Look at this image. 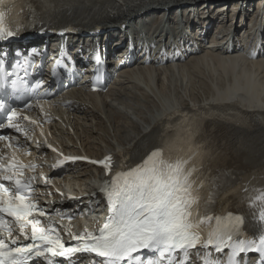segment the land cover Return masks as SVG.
<instances>
[{
	"label": "bare ground",
	"instance_id": "bare-ground-1",
	"mask_svg": "<svg viewBox=\"0 0 264 264\" xmlns=\"http://www.w3.org/2000/svg\"><path fill=\"white\" fill-rule=\"evenodd\" d=\"M185 1L43 0V3L55 8V13L48 16L51 21L60 25L77 22L84 30L112 21L122 24L138 12ZM240 1L245 2L243 13H248L254 0ZM236 3L237 0H223L221 6H228L226 10H229ZM201 65L212 78L207 91L202 88L199 100L198 96L192 97L189 78L202 72ZM174 83L181 84V100L172 98V90L167 87ZM204 83L196 85L204 86ZM196 106L205 111L194 114L198 110L194 109ZM183 108L191 113L173 114ZM32 115L38 120L49 118L51 122H44L41 130L27 122L31 132L18 138L28 141L36 133L56 147L47 154L41 147L37 153L40 162L48 160L54 152L68 150L98 158L108 153L115 157L129 155L137 161L160 146L166 135L174 136L179 130L186 137L182 129L190 126L194 141L207 147L203 151L208 156L204 160L206 167L200 172L208 175L209 185L243 181L240 200L244 205L250 203L254 190L264 188V56L253 58L237 49L206 48L201 43L189 60L168 65L136 63L124 68L121 78L108 91L93 93L80 85L56 97L49 105L35 107ZM66 168L65 175L57 180L58 187H81L98 195L99 183L105 178L101 168L85 163ZM37 188L49 189L44 183ZM256 213L258 209L253 208L246 217L251 232L260 229Z\"/></svg>",
	"mask_w": 264,
	"mask_h": 264
},
{
	"label": "snow or ice",
	"instance_id": "snow-or-ice-1",
	"mask_svg": "<svg viewBox=\"0 0 264 264\" xmlns=\"http://www.w3.org/2000/svg\"><path fill=\"white\" fill-rule=\"evenodd\" d=\"M4 4L5 0H0V39L15 34L5 22ZM16 115L13 110L8 117L12 127H16L11 123ZM182 130L186 137L179 130L174 136L166 135L160 146L133 166L122 163L120 169L113 171L111 157L100 162L110 176L102 189L109 214L96 233L85 230L75 236V247H65L54 229L38 227L40 221L32 218L34 211L41 216L45 213L31 199V182L19 178L25 166L15 159L6 169L0 163V232L6 237L12 235L6 215L20 225L22 234L30 225L32 241L20 246L17 239L9 244L0 238V264H29L33 255L65 256L76 252L102 258L94 264H163L166 256L168 264H174L173 254L177 250H182L186 257L188 250L197 245H212L217 251L229 247L233 256L238 251L253 249L264 254V188L254 190L249 198L250 207L258 209L254 214L260 222L258 238L234 240L245 235L244 217L223 208L216 214L218 193L214 185H205L198 167L203 146L194 141L190 126ZM3 139L7 138L0 137ZM5 182L12 183L14 188L10 189ZM25 239L29 237L25 235ZM144 252L158 256L145 260ZM205 264L216 262L208 258ZM229 264H235L232 257Z\"/></svg>",
	"mask_w": 264,
	"mask_h": 264
},
{
	"label": "rangeland",
	"instance_id": "rangeland-1",
	"mask_svg": "<svg viewBox=\"0 0 264 264\" xmlns=\"http://www.w3.org/2000/svg\"><path fill=\"white\" fill-rule=\"evenodd\" d=\"M202 68H204L202 70V72L198 73V76H194V77H191L189 78V89L192 90V97H197L198 96V99L200 100L202 98V90L206 89V86L207 84H210L211 83V76H209V72H208V69L204 66V65H201ZM207 75V76H206ZM175 78H178V79H181L182 77H175ZM193 78V79H192ZM198 78V79H197ZM192 81H191V80ZM197 81V82H196ZM202 83V82H205L204 83V86L201 85V86H197L196 84H199V82ZM193 82V83H192ZM178 84V85H177ZM181 84L180 83H174V84H171L170 86L167 85L168 89L170 88L172 91L170 92L172 98H177L178 100H181L182 98L180 97L182 95V92H181ZM173 86V87H172ZM198 89H197V87ZM177 87V88H176ZM203 88V89H202ZM174 89V90H173ZM195 90V91H194ZM197 90V91H196ZM176 91V92H175ZM200 91V92H199ZM207 91V89H206ZM180 92V93H178ZM173 93V94H172ZM195 93V94H194ZM199 93V94H198ZM201 95V96H200ZM175 96V97H173ZM201 97V98H200ZM180 98V99H179ZM79 164V163H78ZM73 168H76L77 166H71ZM70 169V168H69Z\"/></svg>",
	"mask_w": 264,
	"mask_h": 264
},
{
	"label": "water",
	"instance_id": "water-1",
	"mask_svg": "<svg viewBox=\"0 0 264 264\" xmlns=\"http://www.w3.org/2000/svg\"><path fill=\"white\" fill-rule=\"evenodd\" d=\"M70 151V150H68ZM68 151H65V152H68ZM85 157H87L88 159H90L91 161H98L99 158L98 157H95V156H91L89 154H86L85 152L82 153ZM83 163L87 164L86 161H84Z\"/></svg>",
	"mask_w": 264,
	"mask_h": 264
}]
</instances>
